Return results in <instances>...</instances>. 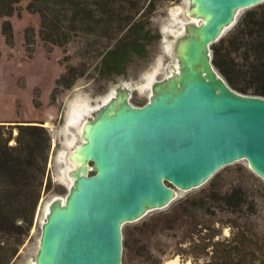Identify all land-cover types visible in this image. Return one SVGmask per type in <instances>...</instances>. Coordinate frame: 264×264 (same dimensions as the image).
<instances>
[{
  "label": "water",
  "instance_id": "95a60500",
  "mask_svg": "<svg viewBox=\"0 0 264 264\" xmlns=\"http://www.w3.org/2000/svg\"><path fill=\"white\" fill-rule=\"evenodd\" d=\"M262 2L188 0L176 66L151 83L148 101L132 104L120 82L82 122L66 158L71 184L64 199L49 202L36 253L24 264H121L125 223L240 159L264 180V96L230 87L211 49L243 10Z\"/></svg>",
  "mask_w": 264,
  "mask_h": 264
},
{
  "label": "trees",
  "instance_id": "16d2710c",
  "mask_svg": "<svg viewBox=\"0 0 264 264\" xmlns=\"http://www.w3.org/2000/svg\"><path fill=\"white\" fill-rule=\"evenodd\" d=\"M21 0H0V16H11ZM156 0H28L26 9L40 15L39 36L52 45H65L72 30L81 25L89 34L109 24L107 34L124 33L106 50L101 67L114 75L124 74L132 54L144 57L156 38L144 16L156 9ZM29 30V29H26ZM2 31L13 37L12 24L4 18ZM110 38V35H108ZM27 38V37H26ZM212 63L227 83L241 93L252 90L264 96V2L245 9L238 21L211 44ZM73 67L57 79L65 80ZM71 82L68 84L70 85ZM50 134L43 122H0V262L7 264L17 252L32 217L46 170ZM186 194L159 211L145 215L137 230L146 236L184 227L187 246L175 247L174 255L191 259L212 246V255L201 264H264V223L253 201L246 204L245 191L235 186L227 191L209 189ZM218 211V212H217ZM233 228L231 235L214 239L217 216ZM217 221V220H216ZM200 225V227H199ZM208 231L196 241L195 235ZM133 235L130 234V238ZM173 255V256H174ZM195 260V259H194Z\"/></svg>",
  "mask_w": 264,
  "mask_h": 264
},
{
  "label": "rangeland",
  "instance_id": "374dc122",
  "mask_svg": "<svg viewBox=\"0 0 264 264\" xmlns=\"http://www.w3.org/2000/svg\"><path fill=\"white\" fill-rule=\"evenodd\" d=\"M27 3L28 0H21L11 16H0V119L7 120L6 124L15 121L43 122L50 134V147L32 224L28 232L22 235L16 254L7 264H24L34 257L41 232L42 208L38 213L40 204L64 196L68 191L64 182L56 180V175L68 165L66 158L70 149L65 147V137H75L77 144L80 141L81 121L91 114L90 111L100 106L104 98H109V93L120 82L131 88L132 104L143 105L148 101L150 86L147 92H139L136 84L150 79V70L154 65L160 67V73L155 79H161L168 73L169 65L174 61L176 32L181 22L187 20L185 10L188 6V0H156V9L143 17L157 35L147 45V54L144 57L132 54L125 73L112 76L101 67L102 58L107 49L115 46L116 40L125 30L111 36V31L107 34L109 24H102V30L89 34L79 25L76 30L70 31V38L65 45H52L40 38V15L28 11ZM4 18L12 24L13 37L10 41H7L2 31ZM68 67H73V71L65 80L57 82ZM245 94L255 95L252 90ZM74 100L85 102L82 118L77 124L64 126L68 105ZM238 185L245 191V203H255L259 219L264 223V180L249 168L246 159L224 166L202 186L180 192L183 196L199 195L209 192L210 188L227 191ZM226 217V214L220 212L217 216L203 215V219L215 220L212 227L217 230V235L214 239H224L231 235L233 228L220 221ZM139 221L141 219L122 226L121 264H162L174 255L176 246L184 248L188 244L187 239L183 238L186 235L184 227L146 236L137 230ZM207 233L203 229L195 235L196 241ZM212 249L210 246L206 248L208 255L203 250L190 260L201 264L211 258ZM178 255L181 262L187 260L181 254Z\"/></svg>",
  "mask_w": 264,
  "mask_h": 264
},
{
  "label": "bare ground",
  "instance_id": "6f19581e",
  "mask_svg": "<svg viewBox=\"0 0 264 264\" xmlns=\"http://www.w3.org/2000/svg\"><path fill=\"white\" fill-rule=\"evenodd\" d=\"M188 20H195V19L189 17ZM184 22L185 21L181 22V24L179 25V28L177 29V32H176V36H179V35H181L183 33ZM172 63H174V61ZM174 65L176 66L175 63L173 64V66ZM173 68L171 66H169V71H168V73L166 75H169L173 71ZM159 73H160V67L158 65L152 66V68L150 70V77H149L150 79H148L144 83L141 82V83H137L136 84L138 86V91L139 92H147L149 90V86L151 85V83L153 81L157 80L155 78H156V76ZM114 92H115V88L113 89L112 93L111 92L109 93V96L111 97ZM149 92L151 93L150 90H149ZM110 97L109 98H107V97L104 98L103 103H105L106 101H108V99H110ZM84 105H85V102L84 101H79V100H74V101H71L69 103L68 108H67V111H66L65 125L64 126H67L69 124H75V123L77 124L78 122H80V120L82 118V114L84 112V107H85ZM85 119L86 118H84L83 121ZM83 121H81V124H82ZM79 129L81 130V125L79 126ZM65 130L66 129H64V131ZM66 131H65V133H66ZM64 144H65V147H68L70 149V151H71L75 147V145H76L75 137H70L69 135H67L65 137V139H64ZM70 168H71V166L70 165H67L66 168H63L62 171L59 172L56 175V180H58L60 182H64L68 187L71 184V178L67 174V171ZM64 196H61L62 199H64ZM50 201H46L44 204H40V206L38 208V213H39V210L42 208L41 223L44 221L45 214L48 211V204H49ZM32 258L33 257H31L30 259H32ZM162 264H196V263L192 262L190 259H187L184 262H181L179 260V255H174V256H172L170 258L165 259Z\"/></svg>",
  "mask_w": 264,
  "mask_h": 264
},
{
  "label": "crops",
  "instance_id": "0c3cea01",
  "mask_svg": "<svg viewBox=\"0 0 264 264\" xmlns=\"http://www.w3.org/2000/svg\"><path fill=\"white\" fill-rule=\"evenodd\" d=\"M6 121H7V120L0 119V122L7 123Z\"/></svg>",
  "mask_w": 264,
  "mask_h": 264
}]
</instances>
